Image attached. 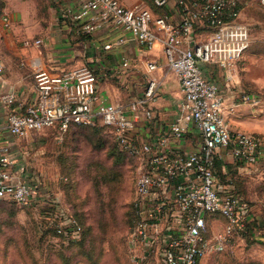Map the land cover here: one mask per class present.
I'll return each mask as SVG.
<instances>
[{"label": "built area", "instance_id": "2783aa9c", "mask_svg": "<svg viewBox=\"0 0 264 264\" xmlns=\"http://www.w3.org/2000/svg\"><path fill=\"white\" fill-rule=\"evenodd\" d=\"M150 1L164 11L157 13L142 1L126 5L120 0H81L73 17L83 19L87 32L110 23L128 31L146 49L157 42L162 44L183 93L168 135L159 137L156 144L137 142L131 136L140 113L151 116L154 79L149 80L142 97L126 105L107 102L97 92L96 74L88 66L57 73L34 71L36 95L23 111L8 112L7 130L13 137L26 138L33 131L53 128L60 138L72 125L100 123L109 127L119 149L138 160L133 199L136 218L129 230L130 246L148 253L161 241L164 264H200L205 255L231 248L248 231L250 221L240 194L221 185L215 173L214 157L220 147L231 149L240 170L248 172L249 167L264 162V134L229 125L225 95L203 69L206 63L215 65L224 72L226 81L232 80L234 63L250 41L249 24L239 18L248 0ZM258 1L264 7V0ZM0 20L3 27L10 26L3 11ZM120 41L117 38L113 42ZM40 42V38L22 39L24 46ZM110 46L111 42L104 44V48ZM122 63L126 65L127 60ZM148 67H156L155 62L149 61ZM3 69L0 57V73ZM2 97L13 101L12 94ZM242 98L253 103L259 100L250 94ZM189 121L200 132L199 148L168 152L169 137H182ZM16 155L11 141L0 138V199L24 205L35 197L36 185L25 178L24 165L15 162ZM215 218L224 221L220 229L212 230L209 225ZM65 219L57 231L75 236L80 225L72 217Z\"/></svg>", "mask_w": 264, "mask_h": 264}, {"label": "rangeland", "instance_id": "374dc122", "mask_svg": "<svg viewBox=\"0 0 264 264\" xmlns=\"http://www.w3.org/2000/svg\"><path fill=\"white\" fill-rule=\"evenodd\" d=\"M137 1L153 6L150 0ZM239 18L249 24L250 41L234 63L230 82L238 88V110L249 117L251 132L264 134V7L248 0ZM244 94L259 100L244 101ZM96 125H72L60 138L55 129L44 128L10 139L15 162L24 165L23 175L36 185V195L24 205L0 201V264H164L161 241L148 253L133 250L128 242L138 160L117 150L109 127ZM217 174L240 194L255 220L231 248L205 255L200 264H264V162L248 172L231 165L224 173L217 167ZM93 179L102 185L110 222L102 231L92 215L100 193ZM70 217L80 225L79 232L56 231Z\"/></svg>", "mask_w": 264, "mask_h": 264}, {"label": "crops", "instance_id": "0c3cea01", "mask_svg": "<svg viewBox=\"0 0 264 264\" xmlns=\"http://www.w3.org/2000/svg\"><path fill=\"white\" fill-rule=\"evenodd\" d=\"M120 1L130 5L137 0ZM80 3L81 0H0V11L6 13L10 20L8 28L3 27L0 20V57L4 64L0 73V138H13L7 130L8 112L23 111L24 105L35 97L34 71L45 69L57 73L63 69L88 66L96 74L97 92L107 102L126 105L143 96L150 79L156 81L151 116L145 117L140 113L131 130L135 141L156 144L159 137L168 135L183 96L178 77L162 51V44L157 42L151 49H146L128 31L110 23H103L94 31L87 32L83 29V19L73 17ZM151 7L157 13L164 11ZM25 37L40 38L41 42L24 46L22 39ZM117 38L121 41L115 44L113 41ZM109 42L111 46L104 48V44ZM124 59L127 60L126 65L122 63ZM149 61L155 62L156 67L149 69ZM203 69L225 95L224 110L229 125L251 132L249 117L238 110V88L226 81L224 72L218 67L210 69L206 63ZM215 71L221 75L214 74ZM3 94H12L13 101L6 102ZM235 102L238 104L232 106ZM200 141V132L194 122L189 121L182 137H169L166 150L170 153L197 150ZM218 156L223 171L234 164L229 147H220ZM220 183L233 189L226 181ZM223 221L224 218H215L210 222V229H218L217 222Z\"/></svg>", "mask_w": 264, "mask_h": 264}, {"label": "trees", "instance_id": "16d2710c", "mask_svg": "<svg viewBox=\"0 0 264 264\" xmlns=\"http://www.w3.org/2000/svg\"><path fill=\"white\" fill-rule=\"evenodd\" d=\"M83 126H85V127H88V128H94V127H96L97 125L95 124V125H83ZM100 138V137H99ZM116 145H117V143H116ZM117 150L119 151V152H121V153H123L124 155H127V156H129V157H135V156H133V155H131V154H128V153H126V152H123V151H121L120 149H119V147H118V145H117ZM221 164H222V161H221V159L219 158V156L218 155H215V157H214V169H215V173L217 174V167L219 168V170H223L222 169V167H221ZM232 165V164H231ZM231 165H229L228 166V168H230V166ZM234 166H235V164H233ZM227 168V169H228ZM224 173L226 172V171H223ZM218 175V174H217ZM223 181V180H222ZM96 183H97V185H96ZM93 185H95V187H96V190L97 191H100V193H99V196L97 197V199L95 200V202L93 203L92 202V204H93V206L96 208V211H93L92 212V215H93V219L95 220V222H94V225L95 226H97V228H99L101 231H102V228H104V227H106V226H108L109 224H110V222H107V210H106V206L104 205V203H103V200L101 199V194H102V185L98 182V180H96V179H93ZM34 198V197H33ZM6 199H0V201H5ZM9 201H11V202H13V203H16L15 201H13V200H9ZM135 218H136V213H135ZM255 220V217L253 216L252 217V219H250V221H249V223H248V231L247 232H245L244 234H246V233H248L250 230H249V224L252 222V221H254ZM84 223H86L87 222V218L83 221ZM58 228V227H57ZM81 228V227H80ZM56 231H57V229H56ZM58 232H60V233H62V231H58ZM84 232V231H83ZM83 233H81V236H82V238H83V235H82ZM80 240V239H79Z\"/></svg>", "mask_w": 264, "mask_h": 264}]
</instances>
